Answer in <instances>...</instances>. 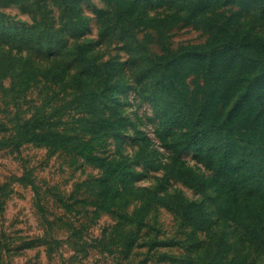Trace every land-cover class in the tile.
<instances>
[{"label":"rangeland","instance_id":"obj_1","mask_svg":"<svg viewBox=\"0 0 264 264\" xmlns=\"http://www.w3.org/2000/svg\"><path fill=\"white\" fill-rule=\"evenodd\" d=\"M263 151L264 0H0V264H264Z\"/></svg>","mask_w":264,"mask_h":264},{"label":"trees","instance_id":"obj_2","mask_svg":"<svg viewBox=\"0 0 264 264\" xmlns=\"http://www.w3.org/2000/svg\"><path fill=\"white\" fill-rule=\"evenodd\" d=\"M233 39H235V38L233 36H230L229 38L224 40L223 44L234 43V45L237 46V51L239 52V50H240L239 47H240L241 43H240L239 39H237V40L236 39L233 40ZM199 141H201V137L193 138V136H191V137H187L180 145H181L182 149H185V148L190 147L192 144L197 143ZM177 144H178L177 142L172 143V146L175 147Z\"/></svg>","mask_w":264,"mask_h":264}]
</instances>
